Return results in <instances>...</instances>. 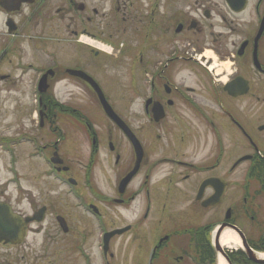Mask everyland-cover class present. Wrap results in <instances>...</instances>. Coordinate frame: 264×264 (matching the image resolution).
Masks as SVG:
<instances>
[{"label": "flooded vegetation", "instance_id": "obj_1", "mask_svg": "<svg viewBox=\"0 0 264 264\" xmlns=\"http://www.w3.org/2000/svg\"><path fill=\"white\" fill-rule=\"evenodd\" d=\"M114 2L107 53L81 41L106 40L89 0H0V111L15 97L21 122L18 171L0 178V264H213L228 209L246 242L229 264H264V0ZM124 59L129 114L105 70ZM83 73L130 138L100 105H73L97 100ZM237 76L247 88L232 96Z\"/></svg>", "mask_w": 264, "mask_h": 264}, {"label": "rangeland", "instance_id": "obj_2", "mask_svg": "<svg viewBox=\"0 0 264 264\" xmlns=\"http://www.w3.org/2000/svg\"><path fill=\"white\" fill-rule=\"evenodd\" d=\"M92 7H95L98 12L96 16L93 15L94 21H103L107 24L106 28L102 27V30L106 31V40L101 41V43H103L105 46H109V51L112 50L111 53H114V25L117 19L115 2L114 0H89V9H91ZM58 36L62 39H65L64 41L67 43L69 38L64 31L60 32ZM49 42L50 41L42 39V44H48ZM66 43L64 45H66ZM127 62V59H124V63L119 66L115 65L114 63H110L107 64L105 68L108 77L112 78L113 86L110 89V92L113 94V98H115L116 106L120 108L121 112L124 114H129L130 111L129 79L131 72ZM76 91V89L73 90L74 93H76ZM68 92V89H62L60 91L59 95L61 97V100H66L69 97ZM13 99H15V97L10 98L9 109L8 105L5 104L1 107L0 111V178L6 177L5 167L9 168V177L13 175L14 167L18 171V164L16 163L17 166H13V164H11L13 161V155H15L16 157L19 153V138L14 135V133L17 132L18 127L21 125V122L15 121V119H19L20 116L12 111ZM17 99H19L21 102L28 101V94H26L25 96H17ZM95 100L96 98H92L89 92V95L86 97L79 95V98H75L73 100V105L80 110L84 109L86 112L98 113L97 110L99 108V104L97 100ZM10 141H15V144H11ZM234 176H238V171L234 174ZM237 203L238 202H235V205H237ZM206 220H208V217H202V222ZM242 220L240 218H235V221L240 224L241 228L248 229V226L251 225V223ZM184 264H196L194 256L185 255Z\"/></svg>", "mask_w": 264, "mask_h": 264}, {"label": "water", "instance_id": "obj_3", "mask_svg": "<svg viewBox=\"0 0 264 264\" xmlns=\"http://www.w3.org/2000/svg\"><path fill=\"white\" fill-rule=\"evenodd\" d=\"M87 79H89V81L91 82V84L94 87L95 92L97 93V96L99 98V101L101 103V106L105 112V114L111 118L113 120V122H115L121 129H123L125 131V133L127 134V136L130 138L131 134L129 132L128 127L125 125V123L123 121H121V119L115 114V112L113 111V109L111 108V106L108 104V102L106 101L103 92L101 91V89L99 88V86L93 81L91 80L89 77H87ZM44 80V79H43ZM244 83L243 80L241 78H237L234 82H232L231 84H229L226 88L228 90V92L230 94H236L237 91L239 90H243L244 88ZM134 172V171H133ZM130 173L129 176L127 177V179L130 177L131 174ZM210 202V201H209ZM228 219V216L226 217ZM223 229V226L220 227V229L218 230L216 237L219 236V233L221 232V230ZM243 240V239H242ZM217 248L218 246V242H216Z\"/></svg>", "mask_w": 264, "mask_h": 264}, {"label": "bare ground", "instance_id": "obj_4", "mask_svg": "<svg viewBox=\"0 0 264 264\" xmlns=\"http://www.w3.org/2000/svg\"><path fill=\"white\" fill-rule=\"evenodd\" d=\"M81 41L89 46L102 49L105 51H109L110 48L108 46L101 44L100 42L93 41L87 37H82ZM224 66L228 67L229 64L226 63L224 64ZM219 243L223 248H229V249L240 247L241 245L239 237L236 235V233L233 232V230L229 228L223 229V231L219 236ZM216 264H227V262L224 260V258L221 255H218Z\"/></svg>", "mask_w": 264, "mask_h": 264}]
</instances>
